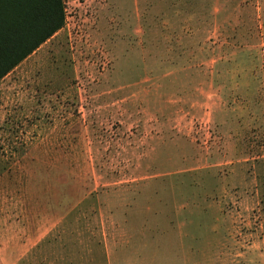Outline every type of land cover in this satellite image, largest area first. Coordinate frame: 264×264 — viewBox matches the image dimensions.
Segmentation results:
<instances>
[{
    "label": "rangeland",
    "instance_id": "1",
    "mask_svg": "<svg viewBox=\"0 0 264 264\" xmlns=\"http://www.w3.org/2000/svg\"><path fill=\"white\" fill-rule=\"evenodd\" d=\"M0 82V264H264V0H64Z\"/></svg>",
    "mask_w": 264,
    "mask_h": 264
},
{
    "label": "trees",
    "instance_id": "2",
    "mask_svg": "<svg viewBox=\"0 0 264 264\" xmlns=\"http://www.w3.org/2000/svg\"><path fill=\"white\" fill-rule=\"evenodd\" d=\"M65 22L64 0H0V82Z\"/></svg>",
    "mask_w": 264,
    "mask_h": 264
}]
</instances>
